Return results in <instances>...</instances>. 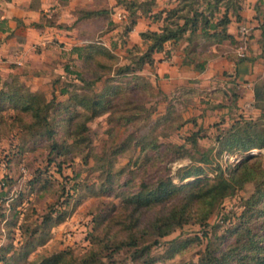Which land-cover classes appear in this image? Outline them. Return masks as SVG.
Masks as SVG:
<instances>
[{
    "label": "trees",
    "instance_id": "trees-1",
    "mask_svg": "<svg viewBox=\"0 0 264 264\" xmlns=\"http://www.w3.org/2000/svg\"><path fill=\"white\" fill-rule=\"evenodd\" d=\"M173 6L158 8L152 11L155 0H115L121 5L128 18L124 27L127 33L140 15H149L153 20H159L156 28H147L139 32L140 42L126 47L128 60L118 64V58L111 47L99 39H94V30L91 25L105 22L112 24L108 10L105 6L91 7L77 6L74 8V25L78 28L81 43L71 46L70 53L75 57L69 60H79L80 64L62 67L67 74L80 80V84L72 82L73 88L67 85L59 87V93H67L62 100L55 96L46 98L41 90L31 89L20 81L13 73L1 80L0 85V128L16 127L18 131L28 138L43 137L48 140V151L63 153L71 139L73 144L88 143V127L86 122L103 112L115 114L116 118L124 123L135 120L144 110L142 104H135L131 89L139 86H148L147 79L137 72L144 64H152L154 51H159L167 40L176 43L184 41L182 47L181 63L192 66L195 70H202L208 58L216 56V52L226 46L236 45L237 40L232 33L227 31V25L233 12L235 19H240L239 11L244 0H176ZM256 0L255 17H258L259 4ZM61 25V24H60ZM260 40L264 42V23L258 24ZM114 44V42H113ZM125 45V39L120 41ZM218 50V51H219ZM193 54L202 56L196 59ZM239 60L249 59L244 56ZM105 84L99 89L91 88V82L101 79L105 74ZM125 79V84L109 81ZM131 81V85H127ZM84 90H83V89ZM82 89V90H80ZM86 89V90H85ZM232 99L237 93L231 89ZM225 90L222 89V92ZM116 92L117 101L110 104V95ZM214 92V91H213ZM253 96L255 106L263 108L258 102V90L254 88ZM228 106V104H227ZM7 111L8 121L5 114ZM165 118L159 116L158 119ZM264 121L263 114L259 117L237 118L226 128L215 135L217 146L216 155L221 152H244L250 148L264 146ZM8 125V127H7ZM198 129L186 135L184 140L189 143V148L197 147ZM127 141L121 139L117 142L111 153L121 150ZM152 139L146 144H153ZM172 145V144H171ZM144 144L140 146L143 149ZM189 149L183 143L173 144L170 151L187 152ZM182 153V152H181ZM255 158V159H252ZM49 159H52L50 157ZM250 159V160H249ZM256 155L247 154L243 159L235 162L231 167L224 169L219 164L215 165L214 176H199L203 171L200 165L179 166L177 168L179 181H172L168 172L158 173L153 177H140L133 183V189H119L112 183L110 155L106 157L105 186L103 191L118 195L121 202L112 214L99 211L94 215V221L101 224L103 231L95 232L94 241L89 249L80 255L72 256L71 253L53 252L43 255L35 264H102V251L107 253L129 247L133 257L142 259V264H151L157 259L150 255V247L159 242V239L174 228L194 218L200 225H208L207 218L219 205L224 196L231 195L236 189L242 188L246 182L252 185L251 192L242 198V210L237 215L238 222L225 226L223 232L218 233L219 222L210 225V234L202 233L206 237L204 246L200 249L197 258L184 259L171 264H264V166H261ZM207 152H203L200 161L208 162ZM194 175L191 181L184 178ZM29 182L34 185L45 180L41 175H35ZM127 183V182H124ZM18 202V200H17ZM152 208H154L152 210ZM152 210V211H149ZM51 210V209H50ZM65 210H61L52 219L50 211L46 212L40 223L34 227L19 224L23 229L21 248L27 254L36 245L41 244L51 223L59 222ZM151 212V213H148ZM15 213V211H14ZM225 222L227 216L220 217ZM16 220V215L11 218V223ZM122 233V234H121ZM208 235V236H207ZM231 239L226 242V236ZM199 237L175 236L166 240L168 248L163 259L170 258L174 253H179L197 243ZM98 248V249H97ZM1 264H17L11 255L0 254Z\"/></svg>",
    "mask_w": 264,
    "mask_h": 264
},
{
    "label": "rangeland",
    "instance_id": "rangeland-1",
    "mask_svg": "<svg viewBox=\"0 0 264 264\" xmlns=\"http://www.w3.org/2000/svg\"><path fill=\"white\" fill-rule=\"evenodd\" d=\"M67 1L44 0L48 5L42 22L61 28L63 32L66 28L63 27L64 23L61 20L70 18ZM82 1L87 2V0ZM88 2L94 6L103 4L112 20V24L108 25L109 28L106 27L105 22L91 25V28L95 29L93 38L111 47L118 58V64L126 62L128 60L126 47L132 44L142 46L140 31L135 33L138 36L137 42L128 39L129 32H124L128 18H116L115 12L122 6L117 5L115 0ZM176 2V0H155L153 9L173 6ZM263 7L264 0H261L259 10ZM230 13L231 17H234L233 12L230 11ZM261 13L257 12L258 15ZM142 20V28L146 25L154 27L160 22L151 17H143ZM260 22L264 23V20L258 18L253 28H258ZM237 25H235L236 33ZM248 26L250 27V24ZM255 34L251 33L250 27L244 39L245 47L239 48L243 38L237 33L239 43L232 48L235 50H232L230 45L231 47L226 46L216 52L217 57L225 55L249 58L251 66L248 80L238 82L232 76V69V73L229 69H223L214 75V80L208 83H201L193 78L185 84L168 85V82L164 80H156L153 76L155 68L152 64H144L137 72L148 80L151 88L139 86L130 90V93L136 97L135 104H142L145 108L141 110V114L139 113L135 120H130L128 123L117 119L115 114H109V112L96 115L86 122L89 142L76 145L68 138L67 142L70 144L66 146L63 153L49 152L48 140L43 137L28 138L23 136L16 127L9 128L8 125L6 130L0 128V254L13 256L17 264H35L41 256L53 252H67L76 256L89 249L94 241L93 229L95 228V232L103 231L101 224L95 223L94 215L103 211L109 216L121 202L120 196L103 191L108 155L111 158L109 171L113 175L112 183L123 190L133 189V183L140 177H153L164 171L168 172L172 181L177 182L179 181L177 168L192 164L203 168L199 176L212 177L216 172V164L223 169L226 166L231 167L249 153L256 155L257 162L264 166V146L250 148L244 152L223 151L218 155L215 153L217 146L215 135L233 120L240 117L255 119L260 114L264 116V42L260 40L259 29H256ZM249 37L253 38L251 43H249ZM123 39H125V45L120 44ZM54 51L51 48L46 54L47 58L40 62L44 71L33 73L21 65L17 73H9H13L29 88L41 90L46 98L53 95L57 100H62L67 93H59L60 86L67 85V88L71 89L74 87L72 82L78 84L81 82L74 79L73 75L64 72L62 67L65 63L79 65L80 62L69 60L65 54H55ZM240 51L242 55L238 54ZM59 55L61 59L58 58ZM193 56L198 60L202 58L196 54ZM7 75L1 71L0 83ZM108 75L109 73H105L101 79L92 81L91 88L99 90L106 83L104 78ZM125 79L127 78L108 83L125 84ZM245 83L248 84L245 85ZM131 84L132 82L129 81L127 85ZM232 88L237 93L234 99L231 98ZM254 88L258 90V102L263 108L255 106ZM222 89L225 90V94ZM116 97V92L110 95L111 105L117 101ZM1 113L5 114L8 121L7 111L3 110ZM161 115L165 118L158 119ZM262 123L264 124V121ZM196 129H198L199 137L197 147L192 149L189 148V143L184 140V137ZM121 139L127 141L125 146L111 153L113 146ZM152 139L155 140L154 145L146 144ZM179 143H183L189 150L181 151L182 153L170 151L173 144ZM143 144V149H140ZM203 152H207L210 158L208 162L200 161ZM50 157L52 159H49ZM35 175H41L45 182H42V185L40 183L32 185L29 179ZM194 178L195 176L191 175L183 181H191ZM251 190V183L246 182L233 194L224 196L208 216V225L202 226L194 221V218H190L180 227L174 228L161 237L158 243L150 247V255L157 257L151 264H171L184 259L195 260L206 241L202 232L207 231L209 235V227L215 222L220 224L218 233L223 232L225 226L238 222L237 215L242 210L241 200ZM61 210H65L63 218L48 226L45 240L24 255L23 248L20 247L24 234L19 224L24 222L23 224L34 227L40 223L46 212L50 211L54 219L56 213ZM152 210L149 209V211ZM14 214L16 220L11 223ZM222 215L227 216L225 222H221ZM195 234L199 237L197 243H192L182 252L163 259L164 252L168 248L166 240L175 236L185 237ZM230 239L231 237L227 235L225 240L227 242ZM108 251L107 249L102 251L100 256L102 264H142V259L133 257L132 249L129 247H123L112 254H108ZM1 263L2 260H0Z\"/></svg>",
    "mask_w": 264,
    "mask_h": 264
},
{
    "label": "crops",
    "instance_id": "crops-1",
    "mask_svg": "<svg viewBox=\"0 0 264 264\" xmlns=\"http://www.w3.org/2000/svg\"><path fill=\"white\" fill-rule=\"evenodd\" d=\"M88 1L90 0H87V2L82 0L67 1L70 18L69 20H61L64 23L63 27L66 28L62 32L61 28L46 25L42 22L43 15H45L44 11L47 10L48 5L44 0H0V73L1 71H4L5 75L9 72L17 73L21 65L27 67L33 73L44 71V68L40 66V62L42 59L47 58L46 54L51 48L53 51L55 50V54H65L68 58L75 57V53H70V48L81 43L82 39L78 36L77 26L73 24L75 20L74 8L77 6L91 7L93 4ZM255 1H243L242 8L239 11L240 19L230 16L227 31L232 33L236 39H238V35L235 25L240 22L250 24L251 33L255 34L258 28H253V25L256 24L258 18L264 20V7L262 13L257 15L258 18L255 17ZM154 10L152 8V11ZM143 17L149 18L151 16H138L134 25L128 31V39L132 42L138 41V36L135 34L137 31L158 26V24L154 27L146 25L142 28ZM252 39V37H249V43ZM184 44V41L173 43L167 40L163 43L161 50L152 53V66L155 68L153 76L156 80H164L166 83L168 82V85L185 84L193 78L201 83H208L214 80V75L223 69H229L230 71L232 69V76L238 82L250 78V59L239 60L238 57L234 58L233 56H214L206 60L204 68L200 71L193 69L192 66L182 64L181 56ZM231 46L232 49L236 45ZM60 55L59 59H61ZM247 84L245 83V85Z\"/></svg>",
    "mask_w": 264,
    "mask_h": 264
},
{
    "label": "built area",
    "instance_id": "built-area-1",
    "mask_svg": "<svg viewBox=\"0 0 264 264\" xmlns=\"http://www.w3.org/2000/svg\"><path fill=\"white\" fill-rule=\"evenodd\" d=\"M115 15H116V18H117V19H122V18L125 17L126 13H125V11H124L123 9H119V10H117V11L115 12ZM249 29H250V27L248 26L247 23L240 22V23H238V25H237V33H238L239 36H241V38H243V39H242L241 46H239V48H241V49H242L243 47H245V40H244V39L246 38V35H247L248 32H249ZM238 54H241V55H242L241 51L238 52Z\"/></svg>",
    "mask_w": 264,
    "mask_h": 264
}]
</instances>
